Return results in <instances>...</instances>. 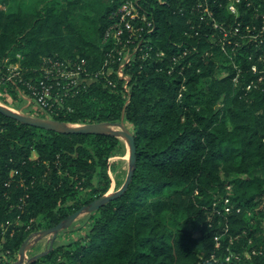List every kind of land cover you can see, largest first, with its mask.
<instances>
[{
	"label": "trees",
	"instance_id": "obj_1",
	"mask_svg": "<svg viewBox=\"0 0 264 264\" xmlns=\"http://www.w3.org/2000/svg\"><path fill=\"white\" fill-rule=\"evenodd\" d=\"M203 1H153L157 28L125 65L129 79L113 73L111 85L100 76L54 89L49 118L123 121L135 136L136 167L127 191L90 213L83 235L31 264H264V249L249 244L257 230L243 217L258 206L261 231L264 0H243L238 14L229 0H207L213 15L202 20L196 3ZM0 2L13 3L0 9V54L23 56L22 80L12 87L17 98L28 92L25 82L43 78L44 56L85 59L88 72L102 67L118 0ZM219 63L228 69L224 77L217 76ZM123 148L117 136L64 134L0 113V264L16 261L33 232L106 194L108 160ZM18 220L21 229L4 232Z\"/></svg>",
	"mask_w": 264,
	"mask_h": 264
},
{
	"label": "rangeland",
	"instance_id": "obj_2",
	"mask_svg": "<svg viewBox=\"0 0 264 264\" xmlns=\"http://www.w3.org/2000/svg\"><path fill=\"white\" fill-rule=\"evenodd\" d=\"M26 4L32 5V2L34 1L35 3L38 2V0H24ZM243 0H240V2H237L236 0H229V4H232L235 6L236 10L237 7L239 5V3H241ZM207 2V0H205V3ZM251 4L253 3L252 1H250ZM2 3V2H1ZM203 1V4L200 2L196 3V7L200 10H202V15L206 14V9L207 7L203 8V5L205 4ZM3 4V3H2ZM11 4L13 5V3L8 2V7L11 6ZM237 4V5H236ZM7 5H4L2 9L6 10ZM260 6H258L257 8H259ZM86 10L82 11V13H85ZM212 12V11H211ZM213 14L210 13L209 16H211ZM216 23L219 25H224L223 22H219L216 20ZM222 29V28H220ZM227 33L225 32L224 35H226ZM218 36L213 35L210 39L211 41H213V43L218 44ZM132 51L134 50L133 48L131 49ZM148 56L147 54L144 56H142L143 58ZM131 57V56H130ZM130 57H127L128 62L125 63V65L127 63H129L131 60L128 59ZM23 58V56L21 55V53H17L16 56H13V52L12 53H8L7 55H2L0 54V76L3 74H6L8 72L10 73H15V75H18L15 78V81H5L2 82L0 81V104L6 105L8 107H10L11 109H13L16 112L22 113V114H29L35 117H39V118H43V119H48L49 118V113H47L44 109H42L40 106H38L37 103H35L34 101V106L32 104L33 100L31 97L25 95H20V97H16L12 87L13 84L15 85L17 83V80H20V77L22 75V64H21V59ZM49 57L44 56L42 58L41 64H40V68L43 67V64L46 61H48ZM53 59V58H51ZM55 60V59H54ZM60 62H64L66 63L67 61H61ZM107 63V64H106ZM111 63V60H108V62L105 60L102 67L100 68V73H104L106 72V74H102L99 75L98 77H95L94 74H97L99 71L97 72H89V76L88 77H83V76H74L73 74H69L67 77L70 80H74L75 85L74 86H79V85H88L93 83L94 81H96L100 76L101 77H105L108 80L109 76L113 73H119L122 76H124L125 79H129V76L124 74V68L122 70V66L124 65V63L120 66L117 63H112L111 65H109ZM124 65V67H125ZM59 67H56V70H59ZM253 69L256 71L257 67L254 65ZM216 72H217V76L218 77H224L225 75L228 74V69L226 66H224L223 64H220L217 66L216 68ZM18 73V74H17ZM238 77V76H237ZM237 77H236V81H237ZM67 78V79H68ZM38 81V80H36ZM35 81V82H36ZM108 84L111 85L110 82H108ZM205 82L200 83V85H204ZM252 85V84H251ZM252 90L251 86L249 85L247 87V91L250 92ZM24 94V93H23ZM32 102L30 103L29 101ZM36 156V155H35ZM129 157H130V148L128 143L125 141V148L122 149V152L118 151L116 152L109 160H108V174L111 177V187L109 189V191L107 193L112 194L115 191H117L118 189H120L122 187V185L124 184L127 174H128V170H129ZM89 190V189H88ZM86 190V191H88ZM87 193V192H84ZM84 197L88 198V195H84ZM225 203H228V200H226ZM258 210V206H256L255 204H253L252 206L248 207L246 210H244V214L243 217L248 221V223H250V225L253 226L254 229H256L257 231L255 232L254 236L250 237V245H258L259 248L264 249V241L260 238H264V222L261 223V225L259 226V228L261 229V231H259L256 225V218H258L256 211ZM91 212H84L82 213L72 224V226L70 228H68L70 230V232H65V230H62L61 232H59L56 240L53 243V246H57L58 244L61 243H68L70 241H73L74 239H76L79 235H83L85 233V231L88 229L89 227V215ZM33 221V220H32ZM30 224L27 226V229H29L31 226V222ZM24 225V222H22V220H18L15 221L14 223L10 222L8 224L4 225V232H7L8 230H10L11 235L14 233V231L16 230V228H20ZM263 232V235H262ZM51 238L52 235H48L44 238H41L40 240L35 242V238H31L30 242L35 243L33 246H31L30 248H28L26 250V256H25V260L29 259L30 257H32L33 255L40 253L44 250H48L50 248L51 245ZM255 251V250H253ZM246 256L248 258L251 257V254L248 252V249L246 251ZM19 259H16V261ZM14 261V262H16ZM13 262V263H14ZM12 263V264H13Z\"/></svg>",
	"mask_w": 264,
	"mask_h": 264
},
{
	"label": "built area",
	"instance_id": "obj_3",
	"mask_svg": "<svg viewBox=\"0 0 264 264\" xmlns=\"http://www.w3.org/2000/svg\"><path fill=\"white\" fill-rule=\"evenodd\" d=\"M153 1L164 5L168 3L169 0H118V6L110 16L111 24L104 37V43L111 44L106 58L107 62L108 60H111L109 65L112 63H117L120 66L124 63L125 65V63L128 62L126 61L127 57L131 56L128 58L131 60L142 43L149 46V43L151 42L150 36L157 28L154 14L150 11ZM236 1L240 2V0ZM205 5L206 4L203 6ZM3 6L4 5L0 2V9H2ZM205 7H207L206 14L210 15V13H212L211 10H209L207 5ZM238 11L239 8L237 7V11L232 13L238 14ZM205 15H201L200 19L203 20ZM215 27L223 28L222 25H219L216 22ZM238 30L239 29L236 28V31ZM131 45H134L133 51L131 50ZM149 48L152 49V46ZM146 54L149 55L148 52ZM124 65L122 66V70ZM56 67H59L60 69L56 70ZM41 71L43 72V78L36 82H25L28 92L21 91V95L26 94L31 97L33 102L35 101V103H37L38 106L44 110L48 109L50 106V99L52 98L53 91L57 86H62L63 88L66 87V90L68 91L71 89V87H69L71 84L73 86L75 85L76 81L74 82V80H70L67 77L69 74L83 77L89 76L85 59H81L75 63H72V61L64 63L59 60L49 58L48 61L45 60L43 67H41ZM99 73L100 71L97 74H94V76L98 77L99 75L106 74V72L101 74ZM117 74L122 76V73ZM18 75L8 72L0 76V81L14 82ZM21 80L22 79H20V81ZM109 82L112 84L111 80H109Z\"/></svg>",
	"mask_w": 264,
	"mask_h": 264
},
{
	"label": "water",
	"instance_id": "obj_4",
	"mask_svg": "<svg viewBox=\"0 0 264 264\" xmlns=\"http://www.w3.org/2000/svg\"><path fill=\"white\" fill-rule=\"evenodd\" d=\"M0 113L3 115L13 118L23 124L40 127L47 130H53L59 133L64 134H95V135H113L122 138L126 141L130 148V157H129V170L126 177V180L122 187L115 191L112 194L106 193L100 197L95 198L89 205L81 207L76 212L69 215L66 219L59 222L57 225L33 232L22 244L19 252V259L13 264H31L39 257L47 254V252L53 249V243L56 240L59 232L66 230L74 223V221L84 212H93L104 206L109 201L113 200L116 197L123 195L130 183L132 182L134 170L136 167V152L137 147L135 144V136L122 121L119 123H110V122H99V123H86V124H70L62 121L54 120L51 118L43 119L35 117L29 114H22L14 111L10 107L0 104ZM48 235H52L51 245L49 250H44L40 253H37L25 260L26 250L33 246L35 243L30 242L31 238H35V242L44 238Z\"/></svg>",
	"mask_w": 264,
	"mask_h": 264
},
{
	"label": "clouds",
	"instance_id": "obj_5",
	"mask_svg": "<svg viewBox=\"0 0 264 264\" xmlns=\"http://www.w3.org/2000/svg\"><path fill=\"white\" fill-rule=\"evenodd\" d=\"M228 8H229V11H231V12H236L237 11L235 6L232 5V4H229Z\"/></svg>",
	"mask_w": 264,
	"mask_h": 264
},
{
	"label": "crops",
	"instance_id": "obj_6",
	"mask_svg": "<svg viewBox=\"0 0 264 264\" xmlns=\"http://www.w3.org/2000/svg\"><path fill=\"white\" fill-rule=\"evenodd\" d=\"M31 100V99H30ZM30 103L32 102V100L31 101H29ZM32 104H33V106H34V102H32Z\"/></svg>",
	"mask_w": 264,
	"mask_h": 264
}]
</instances>
